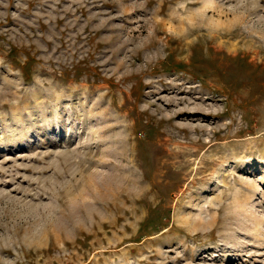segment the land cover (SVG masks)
Listing matches in <instances>:
<instances>
[{"label":"rangeland","instance_id":"rangeland-1","mask_svg":"<svg viewBox=\"0 0 264 264\" xmlns=\"http://www.w3.org/2000/svg\"><path fill=\"white\" fill-rule=\"evenodd\" d=\"M0 264H264V0H0Z\"/></svg>","mask_w":264,"mask_h":264},{"label":"bare ground","instance_id":"bare-ground-1","mask_svg":"<svg viewBox=\"0 0 264 264\" xmlns=\"http://www.w3.org/2000/svg\"><path fill=\"white\" fill-rule=\"evenodd\" d=\"M202 107H203V106H202ZM189 108H190V107H189ZM191 108H193V107H191ZM191 108H190V109H191ZM195 108H196V107H195ZM204 108H205V107H203V109H204ZM200 109H201V108H199V110H200ZM203 109H202V110H203ZM205 109H206V108H205ZM180 110L182 111L181 108H180ZM183 110H184V109H183ZM191 110H192V109H191ZM193 110H194V109H193ZM197 110H198V108H197ZM232 121H233V120H232ZM232 121H231V122H232ZM226 127H229V126H226ZM227 130H228V129H227ZM226 135H228V134H226ZM192 181H194V180H192Z\"/></svg>","mask_w":264,"mask_h":264}]
</instances>
